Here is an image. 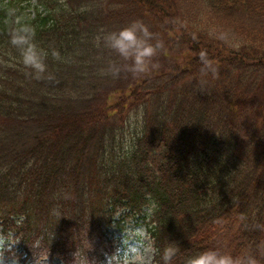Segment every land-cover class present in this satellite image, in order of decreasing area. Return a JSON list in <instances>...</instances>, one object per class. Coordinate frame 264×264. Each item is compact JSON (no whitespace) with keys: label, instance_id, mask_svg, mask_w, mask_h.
<instances>
[{"label":"trees","instance_id":"obj_1","mask_svg":"<svg viewBox=\"0 0 264 264\" xmlns=\"http://www.w3.org/2000/svg\"><path fill=\"white\" fill-rule=\"evenodd\" d=\"M35 1L0 0V233L20 263L117 264V214L152 208L153 264L234 230L264 264V0ZM17 17L53 79L22 64ZM136 20L159 66L114 78L128 62L97 38Z\"/></svg>","mask_w":264,"mask_h":264},{"label":"clouds","instance_id":"obj_2","mask_svg":"<svg viewBox=\"0 0 264 264\" xmlns=\"http://www.w3.org/2000/svg\"><path fill=\"white\" fill-rule=\"evenodd\" d=\"M17 27L10 31V42L15 46L19 53L22 64L26 69H30L35 79L49 80L53 79L51 73H48V64L46 62L48 52L42 49L35 40V29L26 23H23L19 17L15 21ZM154 34L150 31L148 25L140 20L133 21L127 27L118 31L105 32L102 37L97 38L99 46L100 41L103 45L119 55L124 61L128 62L123 69L115 62L110 63L108 72L118 78L122 70L131 72L133 75L148 74L152 69L158 68V64L153 62V57L163 47V43L156 40L153 43ZM51 55L56 60L61 59V54L53 50ZM204 59L203 54L201 56ZM210 67L207 60L204 61ZM213 71H215L213 69ZM140 235L147 244L131 246L124 254L119 264H152L153 247L151 238L140 231ZM176 249L169 247L164 251V264H169L176 255ZM48 258L42 261L45 264ZM19 264V261H16ZM184 264H258L254 256H234L230 252H222L219 249L209 248L195 254L185 257Z\"/></svg>","mask_w":264,"mask_h":264},{"label":"rangeland","instance_id":"obj_3","mask_svg":"<svg viewBox=\"0 0 264 264\" xmlns=\"http://www.w3.org/2000/svg\"><path fill=\"white\" fill-rule=\"evenodd\" d=\"M27 1V0H26ZM35 5V1H31ZM209 31L212 29L209 28ZM152 208L145 210L147 216H151ZM126 213H128L126 211ZM122 214L117 216V220H123ZM148 218L142 217H129L125 219L124 222H121L122 228L114 227L111 230L112 239L116 242L117 252L115 254V261L119 264V261L122 260L124 254L131 246H136L140 244H147L149 241L145 240L143 236L140 235V231L143 230L149 236L146 222ZM150 237V236H149ZM151 238V237H150ZM211 243L210 248L219 249L222 252H230L234 256H243L244 253L240 252L239 242L236 238L235 230L232 232H224L219 238L215 239ZM151 243L153 247V239L151 238ZM17 243L10 236H5L0 233V264H16V261H19L18 254H20V249ZM154 247L152 253V264L154 261ZM42 264V262L40 263ZM45 264H63L58 260H48Z\"/></svg>","mask_w":264,"mask_h":264}]
</instances>
